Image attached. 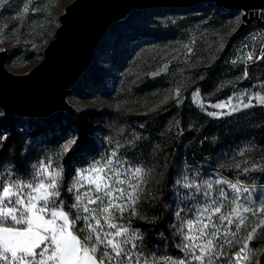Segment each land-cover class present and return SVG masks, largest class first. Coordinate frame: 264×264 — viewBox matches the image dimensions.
<instances>
[{
	"label": "rangeland",
	"instance_id": "obj_1",
	"mask_svg": "<svg viewBox=\"0 0 264 264\" xmlns=\"http://www.w3.org/2000/svg\"><path fill=\"white\" fill-rule=\"evenodd\" d=\"M73 1L0 0L8 70L42 61ZM243 14L213 3L134 10L69 89L70 111L46 119L0 108V264L261 263L264 25L235 34ZM79 111L104 114L83 147L68 118ZM186 111L195 145L167 193L169 145ZM9 121L21 166L14 141L5 147ZM161 209L165 227L148 239Z\"/></svg>",
	"mask_w": 264,
	"mask_h": 264
},
{
	"label": "water",
	"instance_id": "obj_2",
	"mask_svg": "<svg viewBox=\"0 0 264 264\" xmlns=\"http://www.w3.org/2000/svg\"><path fill=\"white\" fill-rule=\"evenodd\" d=\"M202 3L243 11L235 34L254 21L264 25V0H74L60 16V26L42 61L30 72L12 73L7 68L9 51L0 50V108L8 116L31 118L70 111L69 89L90 69L97 46L113 24L134 10L190 8Z\"/></svg>",
	"mask_w": 264,
	"mask_h": 264
},
{
	"label": "trees",
	"instance_id": "obj_3",
	"mask_svg": "<svg viewBox=\"0 0 264 264\" xmlns=\"http://www.w3.org/2000/svg\"><path fill=\"white\" fill-rule=\"evenodd\" d=\"M216 71H218L217 65L210 68L209 73L207 75V80L212 79L213 76L216 74ZM104 89L106 92H108L111 88L105 86ZM187 111L182 113V116L180 117V121H179L180 123L179 129H177V132L172 136L170 145H169L171 169L167 176V182L165 181L166 185H164L167 193H169L170 191V182L172 181L174 177V172H175L174 170L178 163V160L185 154L189 155L190 150L195 145L194 144L195 142H193V140H191L188 135H185L187 130L183 128L184 124L186 123V119H187ZM194 111L196 112L195 109ZM103 117H104V114H102L99 111H79V112H70L68 114V118L70 119V122L73 123L74 128L79 134V141H80L81 147H83V145L86 144L88 138L91 137L95 133L96 126ZM46 119H48V117ZM214 123H215L214 121H211L210 126H213ZM6 127L8 128V133L10 137H9V140L5 144V147L8 145L9 142L14 141L13 142V156H15L16 164L18 166L19 165L21 166V163H22L20 159L21 148L18 143V138L20 136H18L19 134L17 133V129L15 128V126L12 124L11 121H9L8 124H6ZM91 140H92L93 145H95V142H93L94 140L93 139ZM77 151H79V149ZM70 156L71 154L68 157ZM64 192H65V189H64ZM66 207L68 211L70 212V214L72 215V209H71L69 198H67ZM159 213H160V218L153 225L152 232L150 234L148 233V239L153 240L154 236L165 227V220H166L165 211L161 209ZM260 264H264V254L262 255Z\"/></svg>",
	"mask_w": 264,
	"mask_h": 264
},
{
	"label": "built area",
	"instance_id": "obj_4",
	"mask_svg": "<svg viewBox=\"0 0 264 264\" xmlns=\"http://www.w3.org/2000/svg\"><path fill=\"white\" fill-rule=\"evenodd\" d=\"M45 250L46 249H49V251H51L52 250V248H53V245L52 244H45Z\"/></svg>",
	"mask_w": 264,
	"mask_h": 264
}]
</instances>
